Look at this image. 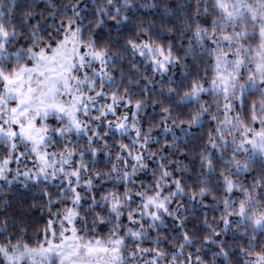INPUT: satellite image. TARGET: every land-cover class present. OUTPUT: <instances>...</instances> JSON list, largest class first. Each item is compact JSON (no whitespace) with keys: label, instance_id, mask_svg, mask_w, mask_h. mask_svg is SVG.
<instances>
[{"label":"snow or ice","instance_id":"obj_1","mask_svg":"<svg viewBox=\"0 0 264 264\" xmlns=\"http://www.w3.org/2000/svg\"><path fill=\"white\" fill-rule=\"evenodd\" d=\"M141 7L0 0V264H264V0Z\"/></svg>","mask_w":264,"mask_h":264},{"label":"trees","instance_id":"obj_2","mask_svg":"<svg viewBox=\"0 0 264 264\" xmlns=\"http://www.w3.org/2000/svg\"><path fill=\"white\" fill-rule=\"evenodd\" d=\"M149 2V0H137L138 4H147ZM155 2L158 4V8H152V9H147V8H139L138 11H136V15L132 16V21L133 23H139V22H143L145 25H149V24H153L155 23L157 28H166L168 26V20L164 18V8L165 6H167L168 4H172L174 7L176 6V4H179L181 2V0H155ZM189 3H192L194 5L195 0H189ZM91 13V9H89V14ZM191 14V13H189ZM91 18V17H90ZM112 22L109 21V24H111ZM131 25L128 26V29H121L122 32V36L119 40L120 44H123L125 42V39L128 38L131 35ZM107 31L106 29L104 30H98V32H100V34L103 36L104 32ZM116 36V33L113 32L112 37H107L105 36L104 39H111L114 38ZM257 43V41H254L253 44ZM113 51H116V49H113ZM140 61L138 60L137 63H139ZM206 66V64H205ZM125 72H127V68L125 67ZM147 71V69H142V76L141 79L143 77V74H145ZM183 71V70H181ZM173 79L177 80L180 83H183V77L180 75V72L175 71L174 70V76ZM157 93L159 92L160 88L163 87L165 90V94H167V82L165 81V83L163 85L161 84H155L154 85ZM143 90V83L141 84V89ZM181 92L187 90L186 88H181L180 89ZM211 99V98H209ZM259 96L258 94L253 95L250 97L249 99V103H251L253 100H258ZM176 100H179V97H176ZM165 103H167V101H165ZM185 113L189 112V111H195L193 106H189L188 108L183 109ZM180 109L179 108H174V112H179ZM211 125L208 124V122H205V126L198 130L196 132L197 135H200V133H204L205 134V139H206V134L208 133L209 129H210ZM115 142V141H114ZM79 147L83 148L86 147V145L84 144H80ZM199 150V149H197ZM194 153H192L191 148L189 149V159L185 160V163H190L195 165L196 170H199V161L193 159ZM90 159V158H89ZM106 163V158H101L100 159V163L98 165V168L102 169L103 164ZM7 195L5 196L6 200H10L13 208L10 211H15L17 208L20 207V202L22 200H28L29 204L25 205L21 210L22 211H29V207L31 204V200H30V194L19 184H14L11 189H7L6 190ZM32 194H36V193H32ZM35 215L37 216V218L39 217V213H35ZM213 215H219V213H214ZM209 219L211 220V216L209 217ZM197 223H199V221H197ZM38 231L37 229H32L29 232V235H32L33 232ZM231 237H228L229 240V247H232V243H231ZM33 243H35V241H33ZM214 251V249H213ZM212 252H207V255L205 257L206 259V264H210L211 261V257H212ZM235 260V258H233Z\"/></svg>","mask_w":264,"mask_h":264},{"label":"rangeland","instance_id":"obj_3","mask_svg":"<svg viewBox=\"0 0 264 264\" xmlns=\"http://www.w3.org/2000/svg\"><path fill=\"white\" fill-rule=\"evenodd\" d=\"M257 43H258V41H257ZM255 45V44H254Z\"/></svg>","mask_w":264,"mask_h":264}]
</instances>
